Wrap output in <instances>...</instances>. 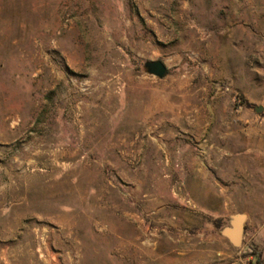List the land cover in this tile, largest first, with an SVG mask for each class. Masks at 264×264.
I'll return each mask as SVG.
<instances>
[{
	"label": "rangeland",
	"instance_id": "1",
	"mask_svg": "<svg viewBox=\"0 0 264 264\" xmlns=\"http://www.w3.org/2000/svg\"><path fill=\"white\" fill-rule=\"evenodd\" d=\"M263 117L264 0H0V264H264L204 167Z\"/></svg>",
	"mask_w": 264,
	"mask_h": 264
},
{
	"label": "crops",
	"instance_id": "2",
	"mask_svg": "<svg viewBox=\"0 0 264 264\" xmlns=\"http://www.w3.org/2000/svg\"><path fill=\"white\" fill-rule=\"evenodd\" d=\"M246 115V119L249 118L250 115ZM263 119L251 121L244 134H238L237 141L231 139L232 134L229 133L224 138L221 158L216 160L213 153L204 167L207 179L209 172L214 174L215 166L221 168V174L217 172L218 178L215 177L210 183L214 188L215 180L220 184V189L212 195L222 197L224 205L255 208L251 213L240 209L238 213L247 214L246 223L256 232L257 243L264 247V132L261 130ZM209 193H206V197Z\"/></svg>",
	"mask_w": 264,
	"mask_h": 264
},
{
	"label": "water",
	"instance_id": "3",
	"mask_svg": "<svg viewBox=\"0 0 264 264\" xmlns=\"http://www.w3.org/2000/svg\"><path fill=\"white\" fill-rule=\"evenodd\" d=\"M146 73L150 76L163 80L168 73V68L162 61L146 62L144 64ZM263 108H256V112L260 113ZM247 215L236 214L230 217L229 225L220 232L221 236L226 239L234 248H241L243 245L244 234L246 231Z\"/></svg>",
	"mask_w": 264,
	"mask_h": 264
}]
</instances>
